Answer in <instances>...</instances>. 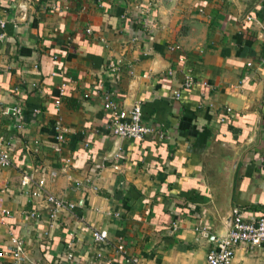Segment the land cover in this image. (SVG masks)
Wrapping results in <instances>:
<instances>
[{"label":"crops","instance_id":"1","mask_svg":"<svg viewBox=\"0 0 264 264\" xmlns=\"http://www.w3.org/2000/svg\"><path fill=\"white\" fill-rule=\"evenodd\" d=\"M0 18V109L22 108L0 120V264L17 242L23 264H204L230 212L264 215V0H0ZM105 96L154 133L113 136Z\"/></svg>","mask_w":264,"mask_h":264},{"label":"built area","instance_id":"2","mask_svg":"<svg viewBox=\"0 0 264 264\" xmlns=\"http://www.w3.org/2000/svg\"><path fill=\"white\" fill-rule=\"evenodd\" d=\"M6 26V21L0 18V46L5 43L6 40ZM260 38L264 42V26L261 28ZM116 67L117 66H112V71L116 70ZM193 83L191 75L186 74L182 84L183 88L188 89ZM64 87V85H61L59 88L60 98L64 95ZM174 95L176 98L180 96L178 92H175ZM59 106L60 102L56 104V107ZM103 108L110 114L111 133L119 139L140 142L154 133L153 128L144 123L142 119L140 104H135L131 108L125 109L116 102H113L108 96H105ZM226 111L229 113L230 110L227 108ZM5 117H13L17 120H21L22 108L13 105L0 109V120ZM56 130L57 139L62 141L65 138V129L59 121L56 123ZM158 134L159 137L162 138V133ZM11 165L12 159L10 152L5 149H0V169L8 168ZM62 172H65V167L62 169ZM51 176L55 178L56 173H52ZM43 187L44 182L40 181L37 189L32 192L33 197L40 198ZM46 200L55 207L54 213L60 208L73 207L72 204H65L51 195H47ZM31 216H33V213H31ZM91 236L93 241L97 244L107 243L108 233L104 230L93 231ZM242 245L253 247H261L264 245V215L256 220L247 221L239 211L234 210L227 233L218 238L214 246L207 252L204 264H231L234 259L236 248ZM119 249L122 250V247H119ZM22 253V243L17 242L12 252L13 261L10 264H23ZM262 263L264 264V259Z\"/></svg>","mask_w":264,"mask_h":264},{"label":"water","instance_id":"3","mask_svg":"<svg viewBox=\"0 0 264 264\" xmlns=\"http://www.w3.org/2000/svg\"><path fill=\"white\" fill-rule=\"evenodd\" d=\"M239 156V155H238ZM237 157L234 158L230 163L229 165L227 166L226 170L224 169V174L226 175V178H228L229 180V184L231 183V175L233 174L234 170H235V167H236V164H237ZM231 212L230 214L228 215L227 219H228V224L230 223L231 221ZM209 238H211V236H208Z\"/></svg>","mask_w":264,"mask_h":264},{"label":"trees","instance_id":"4","mask_svg":"<svg viewBox=\"0 0 264 264\" xmlns=\"http://www.w3.org/2000/svg\"><path fill=\"white\" fill-rule=\"evenodd\" d=\"M68 105H70L68 102H66ZM71 107H74V105H70Z\"/></svg>","mask_w":264,"mask_h":264}]
</instances>
